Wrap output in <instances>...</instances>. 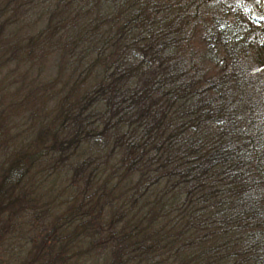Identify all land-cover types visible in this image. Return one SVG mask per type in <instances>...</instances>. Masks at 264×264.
Masks as SVG:
<instances>
[{
	"label": "trees",
	"instance_id": "16d2710c",
	"mask_svg": "<svg viewBox=\"0 0 264 264\" xmlns=\"http://www.w3.org/2000/svg\"><path fill=\"white\" fill-rule=\"evenodd\" d=\"M0 264H264V0H0Z\"/></svg>",
	"mask_w": 264,
	"mask_h": 264
},
{
	"label": "rangeland",
	"instance_id": "374dc122",
	"mask_svg": "<svg viewBox=\"0 0 264 264\" xmlns=\"http://www.w3.org/2000/svg\"><path fill=\"white\" fill-rule=\"evenodd\" d=\"M1 256V255H0Z\"/></svg>",
	"mask_w": 264,
	"mask_h": 264
}]
</instances>
